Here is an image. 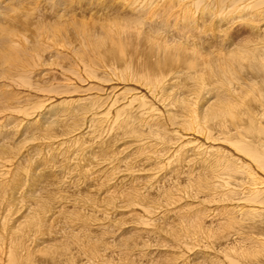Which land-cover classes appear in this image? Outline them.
Masks as SVG:
<instances>
[{
	"label": "bare ground",
	"instance_id": "1",
	"mask_svg": "<svg viewBox=\"0 0 264 264\" xmlns=\"http://www.w3.org/2000/svg\"><path fill=\"white\" fill-rule=\"evenodd\" d=\"M161 1L138 0L136 6L157 10L139 20L131 12L137 20L130 21L127 14L126 19L120 15V21L111 8L115 3H106L120 18L115 20L104 9L110 21L104 20L106 36L97 44L99 59L110 69L90 70L85 55L79 61L85 81L96 77L102 83L114 81V86H102L103 93L83 88L85 97H73L70 90L71 97L61 100L56 95L69 89L57 87L77 84L84 75L73 63L66 65L70 56L55 47L40 66L60 63L70 71L36 78L21 53L11 57L8 38H13L12 46H20L21 37H35L30 48L38 52L48 38L69 34L70 39L77 27L84 33L89 23L63 15L65 1L15 0L0 6V65L16 62L15 69L13 64L6 71L0 68V83L10 89L27 85L31 93L51 91L59 83L53 88L55 96L46 92L28 106L14 101L11 90L0 91V148L14 142L12 137L41 139L35 149L8 150L0 156L2 183L11 167L27 162L0 210V252L6 264L33 259L35 253L41 262L65 258L68 264L72 256L70 264H96L98 238L109 229L99 264H264V0H208L209 11L200 9L201 0L169 8ZM163 12L174 16L170 24L154 20ZM68 52L77 54L71 48ZM75 118L79 123L71 125ZM121 139L128 143L125 150L117 146ZM82 140L84 147L77 148ZM81 148L82 156L77 153ZM10 199L24 202L17 200L21 205L12 208ZM146 234L163 240L156 249L179 252L182 260L173 261L167 254L160 263L153 257L156 251L149 252L157 241ZM72 245L78 258L66 252ZM145 248L150 256L144 257Z\"/></svg>",
	"mask_w": 264,
	"mask_h": 264
},
{
	"label": "rangeland",
	"instance_id": "2",
	"mask_svg": "<svg viewBox=\"0 0 264 264\" xmlns=\"http://www.w3.org/2000/svg\"><path fill=\"white\" fill-rule=\"evenodd\" d=\"M1 2H0V6H1V8H5V7H7V6H9V4H7V3H10L11 4V2H15V0H0ZM33 2H41L42 0H32ZM50 1H52V0H50ZM62 2V1H65L66 3L68 2V1H70L71 2V4L72 5H70V2L69 3H63V4H65V5H67L69 8L67 9V8H65L66 6L65 5H63V6H61L62 8H61V10H60V12H62V14L63 15H65V16H67V17H69L71 20H73L74 19V17H75V21L77 22V23H80L83 19V21H85L86 20V22L87 23H89V25H90V27L91 28H93V29H91L90 27L88 28V29H85V31H84V33L83 32H80L81 30L79 29L80 27H77L78 29H76L75 31H76V34H75V32H74V34H75V36L77 37H75L74 35H71L70 34V39L68 38L69 37V34H65V35H60V36H58V37H56V39H51V38H48V40L46 41V46L45 47H43V48H41V49H39L38 50V52H36V51H33V50H31V48L33 47V43L34 42H36V38L34 37H32V36H30V38H31V41H29L28 39H26L25 37L23 38V37H21L20 38V46H18V45H15V44H13L14 46H12V43L14 42V40H13V38L10 36V38H8V39H10V42H9V45L8 46H10L11 47V49H12V54H11V57L13 56V54L15 55L16 53H21L24 57H23V61H25V64H26V66H27V69H28V71H29V73L30 74H32V76L33 77H38L39 78V75H40V77L41 76H43L42 78H44V80L46 79H48V78H50V77H56L59 73H60V71H62L63 69H64V71L66 72L67 71V67H66V65L67 66H70V64L71 63H73V64H71V65H74V66H72L74 69H75V71L77 72V70L79 69V71L78 72H80V74L83 72V70H81L80 68L83 66V64L79 61L80 59H83L82 57H84V55L86 56V57H88V54H86V53H89V57L88 58H84L85 60H89V61H87V62H89L88 63V65H87V67L91 70V69H93V67H94V69H98V70H102L103 71V69L105 70V71H109V67L108 66H106V62H104L103 60H100L99 58H100V53H98V51L100 52V49H101V45H99V44H101V42H102V40L105 38V36H106V33L104 32V33H102L103 32V28H102V26H103V24L104 23H106V22H108V21H110V17H108V15L106 14V11L108 12V14L109 15H111L112 13L115 15V13H116V11H117V13L119 14L118 16L120 17V15L121 16H124L123 18H125L127 15H129V16H127L128 17V19L126 20V21H130V20H133V17H134V15L136 16V17H138V20L140 19V18H143V16H145L146 18H148V16L150 17V10L151 11H153V10H157V8L156 7H150V6H147V7H145V8H142V7H139V5L138 6H136L137 4H139L138 3V0L137 1H135V0H131V1H134V2H137V3H134V2H131L130 0H110L111 2H114L115 4H112L110 1H106V0H104V1H106V2H104L103 4L101 3L102 2V0H100V2H99V0H76V1H78V2H76L75 0H59V2ZM82 1V2H81ZM119 1V2H118ZM128 2V4H130V6H132V5H134V6H136V7H134V6H132V7H130L128 4H127V2ZM171 0H169V2H170ZM175 1V2H174ZM190 2V1H192V0H172L170 3H168V0H162L161 2H162V4L163 3H165V8H169V7H171L173 4H176V3H179V2ZM202 2V4L200 3V9L202 8V10H203V7L204 8H206L207 9V2H208V0H201ZM18 2H21V3H29L30 2V0H28V1H26V0H18ZM96 2H97V4H96ZM108 2H110L111 3V5H112V7H111V5H110V3L109 4H106V3H108ZM160 2V3H161ZM173 2V3H172ZM188 2V3H189ZM210 2H213V0L212 1H210ZM216 2H218V0H216ZM84 3V4H83ZM91 3H92V5H91ZM132 3V4H131ZM159 3V4H160ZM7 4V5H6ZM95 4V5H94ZM117 4H118V7H117ZM121 4H122V6H121ZM126 4V5H125ZM136 4V5H135ZM171 6H170V5ZM4 7H3V6ZM71 6V8H72V10H70L71 8H70V6ZM79 5V6H78ZM81 5V6H80ZM108 5V6H107ZM114 5V6H113ZM73 6H74V8H73ZM92 6H94L93 8H91ZM89 7V8H88ZM107 7H109V8H107ZM116 8L115 10H114V12H113V10H112V12H110V10L109 9H111V8ZM139 7V8H138ZM65 8V9H64ZM77 8V9H76ZM82 8V9H81ZM86 9V11H85V9ZM98 8V9H97ZM99 8H101V9H99ZM102 8H103V10L105 9H107L106 11L104 10V11H102ZM131 8V9H130ZM136 8V9H135ZM84 9V10H83ZM90 9H91V11L92 12H90ZM121 9V10H120ZM127 11L126 13H125V10ZM138 9V10H137ZM141 9H145V12L143 11V10H141ZM149 9V10H148ZM206 9H204V11H203V14H205V15H208L209 13L207 12V11H209L208 9H207V11H206ZM65 10V11H64ZM78 10V11H77ZM130 10H132V11H130ZM83 11V12H82ZM119 11V12H118ZM129 11V12H128ZM137 11V12H136ZM142 11L144 12V14L142 13ZM66 12V13H65ZM76 12V13H75ZM95 12V13H94ZM131 12H133L134 13V15H132L131 14ZM65 13V14H64ZM70 13H72V15H70ZM75 13V14H74ZM79 13H80V15H79ZM85 13V14H84ZM87 13L91 16V13H93L92 14V16L90 17L89 15H87ZM103 13V14H102ZM124 15H123V14ZM128 13H130V14H128ZM165 12H163V14L161 15L162 17H156L155 16V18H154V20H157L156 22H165V24H170L171 22H172V19H174V16H172V17H169V16H167V17H165L167 14H164ZM197 13H202V11L201 10H199ZM196 13V14H197ZM111 15V17H113L115 20H120V18H121V20L120 21H122L123 20V18L122 17H120V18H118V16H117V14L115 15V16H117V17H115L114 15ZM127 14V15H126ZM74 15V16H73ZM97 15H99L98 17H100V18H102L103 19V22L102 21H100V18H98L97 17ZM146 15H148V16H146ZM187 16H189L188 14H186ZM78 16V17H77ZM103 16V17H102ZM105 17H107L106 19H105ZM132 17V18H131ZM136 17H134V20L136 19L137 20V18ZM73 18V19H72ZM91 18H93V19H91ZM112 18V19H113ZM118 18V19H117ZM158 18H160L159 19V21H158ZM177 18H180V17H177ZM88 19V20H87ZM96 20V21H92L94 24H91V20ZM113 19V20H114ZM126 19V18H125ZM125 19H124V21H125ZM106 22H105V21ZM149 20H150V18H149ZM165 20V21H164ZM180 20V19H179ZM80 21V22H79ZM98 23L97 25H95V23ZM239 22V21H238ZM238 22H236L235 23V25H237L238 24ZM262 24V23H261ZM234 24H233V27L235 26ZM80 26V25H79ZM264 27V26H263ZM232 28V27H231ZM97 29V30H96ZM165 29H167V27H165ZM94 30V31H93ZM97 31V32H96ZM94 32V33H93ZM88 33V34H87ZM93 33V34H92ZM97 33V34H96ZM79 34V35H78ZM93 35V36H92ZM78 36L79 37H85V40L87 39H89V41H85V43L84 42H82V43H84V44H86L87 42L89 43V44H86V45H88V46H86V45H84V44H82V43H79L78 42ZM94 36L96 37V38H94ZM99 36V37H98ZM64 37V38H63ZM12 38V39H11ZM41 38V37H40ZM102 38V39H101ZM33 39H35L33 42H32V40ZM64 39V40H63ZM77 39V40H76ZM94 39V40H93ZM73 40V41H72ZM80 40H82V39H80ZM50 41V42H49ZM52 41H55V42H52ZM57 41V42H56ZM62 41V42H61ZM70 41V42H69ZM76 41V42H75ZM97 42H100L99 44H97ZM103 42H104V40H103ZM103 42H102V44H103ZM63 43V44H62ZM97 45L96 46V49H95V44ZM51 44V45H50ZM60 46V48H61V45H63L62 46V48L61 49H59V47H57L58 45ZM77 44V45H76ZM93 45V47H91L92 45ZM84 45V47H82ZM68 46V47H67ZM72 46V47H71ZM90 46V48H88ZM100 46V47H99ZM31 47V48H30ZM58 49V50H61V53L62 54H67V56L71 59H69V61H66L65 63H66V65H60V63H58L59 65H55L54 63L52 64L51 63V65L49 64H46L45 63V65H42V66H40V63H42L43 61H46V60H50V58H49V56L50 55H52L55 51H56V48ZM66 49H64V48ZM15 48V49H14ZM17 48V49H16ZM22 48V49H21ZM28 48V49H27ZM70 48L73 50L74 49V51H77L75 54L76 55H78V56H76V55H71L68 51L70 50ZM54 49V50H53ZM84 49V50H83ZM89 49H90V51H89ZM51 52H50V51ZM68 50V51H67ZM86 50V51H85ZM88 50V51H87ZM49 51V52H48ZM48 52V53H47ZM80 52V53H79ZM93 53V54H92ZM97 53V54H96ZM44 54V55H43ZM48 54H49V56H48ZM91 54V55H90ZM83 55V56H82ZM96 55V56H95ZM81 56V57H80ZM90 56H92V59H89L90 58ZM99 56V57H98ZM26 57H28V60L26 59ZM72 57V58H71ZM77 57V58H76ZM79 58V59H78ZM97 58V59H96ZM29 62H27L26 60ZM30 59H32L31 61H30ZM44 59H46V60H44ZM75 59V60H74ZM37 60H39V61H37ZM74 60V61H73ZM100 60V61H99ZM71 61V62H70ZM104 62V63H102V62ZM7 62H8V65H7ZM10 62V60L9 61H6L3 65H0V68L2 67V68H4V69H2L1 68V71L2 70H4V71H6L7 70V68L10 66V65H12V68L13 69H15V61L14 60H12V64H11V62ZM14 62V63H13ZM27 62V63H26ZM91 63H93V65L91 64ZM98 63V64H97ZM34 64V65H33ZM92 65V67H91V65ZM105 64V65H104ZM30 65V66H29ZM33 65V66H32ZM38 65H39V67H38ZM8 66V67H7ZM14 66V67H13ZM5 67H7V68H5ZM37 67V68H36ZM59 67V68H58ZM97 67V68H96ZM101 67H104V68H101ZM66 69V70H65ZM45 70H46V73H43V72H45ZM47 70H48V72H47ZM11 71H12V69H11ZM42 73H41V72ZM51 71V72H50ZM68 71H70V70H68ZM67 71V72H68ZM21 72H23V71H21ZM66 72V73H67ZM104 72V71H103ZM25 73H27L26 71H25ZM48 73V74H47ZM84 73V72H83ZM83 73H82V75H83ZM107 73H109V72H107ZM52 74H53V76H52ZM54 74H56L55 76H54ZM104 75V74H103ZM106 75V74H105ZM105 75H104V78H106L105 77ZM108 75V74H107ZM111 74H109L108 75V77L110 76ZM85 76V73H84V75L82 76V78H84L83 80H82V78H78V81H76L77 82V84H70V85H65V86H62V87H60L59 88V83H58V85L56 84L54 87H57V89H61L62 88V90H64V88L66 89V90H68V94L67 93H59V94H57L56 96H57V98H58V96H59V100H61V99H64V97L65 98H67L68 96H69V94L71 93L70 92V90H73V93H71L70 95L71 96H73L72 94H74V93H76L74 96H79V97H82V96H86L87 94V92L89 91L90 93H94V91H100V92H105V89H104V87H102V86H108V89H109V87L110 86H114V81H112V84L109 82H104V83H102V81L101 80H99V79H97L96 77H91V79H89V82L87 81H85V79L87 78V75H86V78L84 77ZM36 77V78H37ZM88 79V78H87ZM95 79V80H94ZM91 81H93V82H91ZM101 81V82H100ZM66 82V81H65ZM100 84H99V83ZM68 83V82H67ZM88 83H90V84H88ZM98 83V84H97ZM94 84V85H93ZM73 87H72V86ZM75 85H78V87H76ZM83 85V86H82ZM93 86V87H91V86ZM6 86V85H5ZM10 86V85H9ZM21 86V87H20ZM27 87V85H23V87H22V85H14L13 86V89H10L9 87H8V85L6 86V87H4L3 86V84L2 83H0V91L3 89V88H5V90L7 89V91H9V90H11L12 92V97L14 98V101H17V102H20V105H26V106H28V104L29 105H31V101L33 102V104H36L37 103V101L38 100H40L39 99V97L41 96L42 97V95L43 94H46V92L48 93L49 92V96L51 95V96H55V90H53V86H51V91H47L46 90V92L44 91V93L42 92L41 93V91H36V90H33L32 91V93L30 92V89H28V87H27V90H25L26 89V87ZM98 86V87H97ZM2 87V88H1ZM11 87V86H10ZM15 87V88H14ZM17 87V88H16ZM101 87V88H100ZM105 87V88H106ZM18 88L20 89V90H18ZM85 89L86 91H83L82 89ZM9 89V90H8ZM49 89V88H48ZM81 89V90H80ZM22 90H24L23 92L24 93H21V91ZM104 90V91H103ZM7 91L5 92V94H7ZM25 91H27L26 92V94H25ZM83 91V92H82ZM40 92V93H39ZM34 95L33 97H32V95ZM34 93V94H33ZM16 94V95H15ZM17 94H19V95H17ZM20 94H21V96H20ZM22 94H25L26 96H24V95H22ZM40 94V95H39ZM63 94V95H62ZM65 94V95H64ZM67 94V95H66ZM79 94V95H78ZM83 94V95H82ZM85 94V95H84ZM106 94H104L103 96H105ZM22 96H24V97H22ZM71 96H69L68 98H70ZM73 96V97H74ZM21 97V98H20ZM26 97V98H25ZM34 97H35V100H34ZM19 98V99H18ZM26 101H25V100ZM22 100H23V102H22ZM29 102V103H28ZM28 103V104H27ZM70 106H72L73 107V105H68V106H66V107H70ZM86 107V106H85ZM69 123H71V125H77L79 122H78V120L75 118V119H72ZM45 131L47 130V129H44ZM13 138V140H15L14 142L12 141V139L10 140V141H7V142H5V143H3V146L1 145V147L2 148H0V156H6V154L8 153V150H10L9 152H12L11 150H13V152L15 153V151L17 150V149H19L20 151L21 150H25V149H28V148H30L31 147V149H35L37 146V143H39L40 142V140L41 139H39V138H34V137H27V138H25V139H22L23 137H20V139H18V138H16V137H12ZM29 138V139H28ZM28 139V140H27ZM20 140V141H19ZM27 140V141H26ZM12 141V142H11ZM18 141V142H17ZM26 141V142H25ZM120 141H122V143L120 142ZM120 141H118L117 142V146H121L122 148L121 149H123V150H125V145L127 146V144L128 143H125L126 141L124 140V139H121ZM125 141V142H124ZM20 145H18V144ZM124 143H125V145H124ZM4 144L6 145V146H4ZM10 144V145H9ZM77 144V148H79V147H81V146H83L84 147V145H85V140H82V141H80V142H78V143H76ZM122 144V145H121ZM55 145V144H54ZM80 145V146H79ZM34 146V147H33ZM132 147V146H131ZM4 148H6L5 150H4ZM8 148H10V149H8ZM55 148V147H54ZM117 148H120V147H117ZM16 149V150H15ZM82 149V148H81ZM80 149V150H81ZM80 150H79V152H77L78 154H80V156H82L83 155V153H85V151L82 149L81 151L82 152H80ZM2 151V152H1ZM7 151V152H6ZM30 157V156H29ZM79 157V156H78ZM46 161V160H45ZM44 161V162H45ZM25 162V161H24ZM24 162H22V163H24ZM46 162H48V159H47V161ZM26 164H22V166H17V167H19V168H17V167H15V166H13V167H11V171H12V173H11V171L9 172L8 171V174H7V176L5 177V178H7L8 177V179H5V178H3L5 181H4V183H2V182H0V210L2 209L1 207H3L4 206V204H5V200H4V198H6V196H4L5 194H9L10 193V190L12 189L11 187H16V185H18V182H20L21 181V175L23 174L22 172L24 171V167L26 168V166H27V162H25ZM147 165H145V166H148V164L150 165V163H146ZM15 167V168H14ZM152 167H154V165L152 166ZM169 167V166H168ZM13 168V169H12ZM46 169H49L47 166H46ZM15 170H20L19 172H17V171H15ZM154 170H158V168H155ZM13 171H15V172H13ZM17 172V173H16ZM142 173L144 172V171H141ZM17 175H16V174ZM20 173V174H19ZM14 174V175H13ZM10 175H12V176H10ZM9 181H10V183H9ZM14 181H16V183H14ZM112 181V180H111ZM7 184V185H6ZM10 184V185H9ZM16 184V185H15ZM4 186L5 187H7V189L6 188H4ZM9 188V189H8ZM9 190V191H8ZM5 192V193H4ZM4 193V194H3ZM101 194L103 193V191H101L100 192ZM1 199H3V200H1ZM24 198H22L21 197V200H23ZM17 200H20V199H14V200H11L10 199V202L9 203H11V204H13V207L12 208H14L15 206H19V205H21L20 203L21 202H24V201H21L20 203L19 202H17ZM16 203H15V202ZM104 204H107L106 202L104 203ZM11 207V206H10ZM19 208V207H18ZM14 210V209H13ZM22 210L23 209H21V211H18V213H17V215H15V220H17L21 215H20V212H22ZM2 211V210H1ZM118 217H115V215H114V217H113V219H117ZM112 219V223H113V227H114V224L116 223L114 220ZM106 221V224L108 223V221L110 222V220H108V218L105 220ZM105 221H104V223H105ZM24 223V222H23ZM23 223L21 224V229H26V222L24 223V225H23ZM166 225V224H165ZM25 226V227H24ZM112 227V228H113ZM114 229V228H113ZM108 233L110 232V229H109V231H107ZM108 233H106V235H102L101 236V234L98 232V234L97 235H95V237L97 236V237H99V236H101L100 237V239L98 238V240H100V242L101 243H104L105 242V240L104 239H109V234ZM149 233V232H148ZM102 234H104V233H102ZM105 236V237H104ZM145 236H147V237H152V239L154 240V241H157V243H152V241L150 242V243H152L153 245H151L152 247H150V251L149 252H151V248L152 249H154V251H156L153 255V257H156V258H158L159 260H160V263H162L161 261H162V259H164L166 256L165 255H167L168 254V256H170V259L172 258L173 259V261L175 260L176 261V259L178 260V259H180V260H182V258L183 257H181L182 256V254L181 253H177V252H174V253H177L176 255H172L173 254V251H167L166 252V250H165V248H163V249H156L155 247H157V248H159V246L162 244V242H163V240L161 239H159L158 240V238L155 236V235H148V234H146ZM96 237V238H97ZM156 237V238H155ZM95 238V239H96ZM101 238L103 239V240H101ZM107 241H109V240H107ZM159 242V243H158ZM0 243H1V239H0ZM101 243L98 245V247L100 248V249H97L96 250V252H97V255H96V260H97V258L99 257V262H100V260H102L101 258H104L103 257V255H102V253H103V251L101 250L102 248H101ZM157 244V245H156ZM36 245V242L34 243V245L33 246H35ZM74 245H72V247H73ZM72 247L69 249V251H66L67 253H68V255L69 256H71L73 253H74V257L73 258H75V256H76V258H78L77 257V252L75 253V251H73V250H76L77 251V248L76 247H73V249H72ZM163 247H165V246H163ZM0 249H1V245H0ZM67 249V250H68ZM70 250H72V251H70ZM145 251L144 252H142V253H145L146 252V255L144 256V257H146V256H150V253H148L147 251L149 250V248L147 249V248H145L144 249ZM165 250V254H164V251ZM159 252H161V253H159ZM19 253V252H18ZM72 253V254H71ZM171 253V254H170ZM71 254V255H70ZM104 254V253H103ZM148 254V255H147ZM156 254V255H155ZM161 254V255H160ZM38 254H34V255H32V257L31 258H33V259H30V258H28L27 259V261H26V257H22V259L21 260H24V264H36V262H39V264H61L62 263V261L64 260V262L66 263V259L64 258L62 261H58L59 263H54V262H45V261H40L36 256H37ZM180 257H178V256ZM186 255V254H185ZM20 256H21V253H20ZM22 256H24V255H22ZM36 257L35 259H34V257ZM0 257H1V252H0ZM72 257V256H71ZM71 257H69L68 259V264H70L71 263V261H72V258ZM95 257V256H94ZM162 257V258H161ZM25 258V259H24ZM95 259V258H94ZM29 260V261H28ZM36 260V261H35ZM38 260V261H37ZM105 259H103V261H104ZM98 261H97V263L96 264H99L98 263ZM102 261V262H103ZM22 262L21 261H18V263L16 262V264H22ZM62 263V264H65V263ZM70 262V263H69ZM105 262V261H104ZM6 264L5 262H4V260H2V257H1V259H0V264ZM101 263V262H100ZM38 264V263H37ZM67 264V263H66ZM163 264V263H162Z\"/></svg>",
	"mask_w": 264,
	"mask_h": 264
}]
</instances>
